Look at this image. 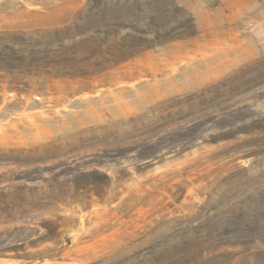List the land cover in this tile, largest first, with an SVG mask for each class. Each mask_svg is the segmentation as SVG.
<instances>
[{
	"label": "rangeland",
	"instance_id": "1",
	"mask_svg": "<svg viewBox=\"0 0 264 264\" xmlns=\"http://www.w3.org/2000/svg\"><path fill=\"white\" fill-rule=\"evenodd\" d=\"M0 264H264V0H0Z\"/></svg>",
	"mask_w": 264,
	"mask_h": 264
},
{
	"label": "trees",
	"instance_id": "2",
	"mask_svg": "<svg viewBox=\"0 0 264 264\" xmlns=\"http://www.w3.org/2000/svg\"><path fill=\"white\" fill-rule=\"evenodd\" d=\"M231 235H240V232L239 231H237V230H235V231H233L232 233H231Z\"/></svg>",
	"mask_w": 264,
	"mask_h": 264
}]
</instances>
